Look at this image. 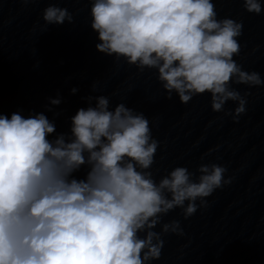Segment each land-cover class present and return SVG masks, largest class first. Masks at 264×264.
Returning a JSON list of instances; mask_svg holds the SVG:
<instances>
[{
    "label": "clouds",
    "instance_id": "9594fccd",
    "mask_svg": "<svg viewBox=\"0 0 264 264\" xmlns=\"http://www.w3.org/2000/svg\"><path fill=\"white\" fill-rule=\"evenodd\" d=\"M88 2L96 50L140 73L155 70L169 100L175 93L187 105L207 93L213 112L238 122L250 93L232 85H264L259 72L234 59L243 21L219 18L214 0ZM242 4L248 13L264 12L262 0ZM42 20L47 31L74 15L49 4ZM82 99L88 106L70 118L68 133L57 134L44 112H0V264H149L160 259L164 235H184L179 220L164 216L179 208L188 219L233 182L217 163L176 166L157 181L151 168L160 142L149 118L123 102L110 106L105 95ZM49 101L62 102L59 94ZM229 101L237 106L225 111Z\"/></svg>",
    "mask_w": 264,
    "mask_h": 264
}]
</instances>
